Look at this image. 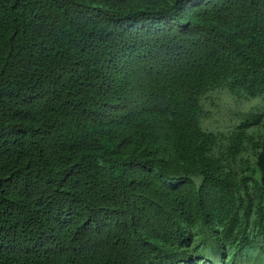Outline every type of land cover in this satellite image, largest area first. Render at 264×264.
Instances as JSON below:
<instances>
[{
	"label": "trees",
	"instance_id": "16d2710c",
	"mask_svg": "<svg viewBox=\"0 0 264 264\" xmlns=\"http://www.w3.org/2000/svg\"><path fill=\"white\" fill-rule=\"evenodd\" d=\"M264 0H0V264H264Z\"/></svg>",
	"mask_w": 264,
	"mask_h": 264
},
{
	"label": "rangeland",
	"instance_id": "374dc122",
	"mask_svg": "<svg viewBox=\"0 0 264 264\" xmlns=\"http://www.w3.org/2000/svg\"><path fill=\"white\" fill-rule=\"evenodd\" d=\"M203 109L205 114L201 119V126L205 130L229 133L248 113L264 117V98L246 99L220 90L206 96Z\"/></svg>",
	"mask_w": 264,
	"mask_h": 264
},
{
	"label": "water",
	"instance_id": "95a60500",
	"mask_svg": "<svg viewBox=\"0 0 264 264\" xmlns=\"http://www.w3.org/2000/svg\"><path fill=\"white\" fill-rule=\"evenodd\" d=\"M255 165L259 169L260 172V181L264 186V136L260 142V151L256 157Z\"/></svg>",
	"mask_w": 264,
	"mask_h": 264
}]
</instances>
